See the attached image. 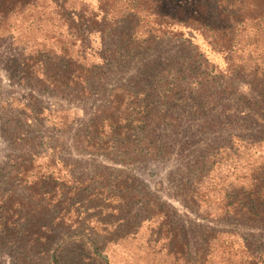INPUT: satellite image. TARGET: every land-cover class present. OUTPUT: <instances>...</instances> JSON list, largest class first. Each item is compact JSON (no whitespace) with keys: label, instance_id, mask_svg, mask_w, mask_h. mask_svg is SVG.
I'll list each match as a JSON object with an SVG mask.
<instances>
[{"label":"rangeland","instance_id":"374dc122","mask_svg":"<svg viewBox=\"0 0 264 264\" xmlns=\"http://www.w3.org/2000/svg\"><path fill=\"white\" fill-rule=\"evenodd\" d=\"M114 1L127 8L100 14L113 26L92 34L88 15L73 28L48 8L0 15V264H226L211 231L264 241L243 219L207 218L221 189L263 171L264 122L241 106L260 97L236 86L181 96L173 82L193 46ZM199 1L157 0L151 12L191 14ZM191 35L207 71L226 66Z\"/></svg>","mask_w":264,"mask_h":264},{"label":"trees","instance_id":"16d2710c","mask_svg":"<svg viewBox=\"0 0 264 264\" xmlns=\"http://www.w3.org/2000/svg\"><path fill=\"white\" fill-rule=\"evenodd\" d=\"M49 2L50 6H44L40 0H0V15L8 22L12 16L24 17L48 8L52 13L69 16V25L72 28L77 27L76 19H83L84 15H88L90 20L83 24L87 32L92 34L96 26L100 28L97 30L99 32L104 25L107 29L113 26L110 22L114 18H111L109 23H99L100 14L109 12V8L112 7L127 8L125 4L120 5L114 0H98V6L95 8L82 6L83 2L75 0H49ZM131 2L138 11L145 10L151 15L163 18L160 26L156 28L158 32L179 33L185 36L182 38H185L190 46H193L194 56L189 57L190 62H183L182 69H179L181 76L173 82L175 89L182 92L181 96L185 95L188 87L195 90L197 98L209 92L217 94L221 91L229 94L228 91L235 88L234 86L237 90L242 89L243 92L253 91L260 99L243 97L245 99L241 106L247 115L264 122V0H200L195 6V13L179 14V16L157 10L152 13L151 11L158 4L157 0ZM191 33L200 35L212 50L223 54L226 66L217 70L214 75L207 71L208 59L198 50L199 45L194 43ZM84 40L87 45L88 39ZM247 46L253 48L247 49ZM246 51L248 52L245 54ZM214 69L215 67L212 66V70ZM90 74H93L92 71H88L85 76L86 84L92 76ZM82 91L89 93L90 89L83 86ZM198 182L199 180L194 184ZM225 189L219 192L216 208L208 209L207 218L216 220L230 216L243 219L249 226L264 228V168L252 179L249 188ZM206 195L207 193H201L200 199L204 200ZM209 238V243H215L213 250L218 251L216 244L222 245L218 253L223 256L226 264H264V241L260 240L258 246H253L251 241L243 238L241 233L235 230L226 233L219 230L211 231Z\"/></svg>","mask_w":264,"mask_h":264}]
</instances>
